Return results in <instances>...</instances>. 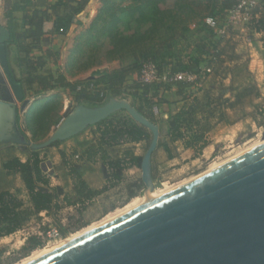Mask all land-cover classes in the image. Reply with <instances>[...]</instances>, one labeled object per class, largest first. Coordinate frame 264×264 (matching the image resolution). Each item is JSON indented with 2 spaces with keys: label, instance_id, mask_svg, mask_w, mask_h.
Listing matches in <instances>:
<instances>
[{
  "label": "trees",
  "instance_id": "obj_1",
  "mask_svg": "<svg viewBox=\"0 0 264 264\" xmlns=\"http://www.w3.org/2000/svg\"><path fill=\"white\" fill-rule=\"evenodd\" d=\"M89 2L90 0H56L50 4L46 0H41L39 8L26 13L24 18L26 30L20 34L12 32L8 41L17 46L16 63L22 68L21 78L15 79L17 82L30 91L36 90L37 93L58 88L67 89L75 106L80 104L98 106L111 97H124L128 78L140 72L144 61H154L161 72L168 68L173 72L195 73L203 64H206V68L211 69V72L206 71L207 76H210L213 71L217 74L219 68H224L225 64L232 62L233 65L226 67L232 78L229 86L231 97L223 95L218 99L212 93L206 92V99L185 101L177 110L171 111L169 120L160 124V141L154 153L153 164L159 151H165L168 159L177 156L175 144L178 141L183 142L186 149L193 150L195 156L201 155L210 144L209 134L220 123L233 124L250 116L259 127L264 125L260 120V116L264 114L260 111L264 106V98L249 71V60L238 63L241 58L237 55L232 40L228 39L225 44L219 43L222 40L207 24L209 17L226 15L235 4L232 0H101L102 7L88 30L86 42H90V36L95 33L94 28L100 25L98 28L100 35L95 37L94 45L104 50L105 58L138 56L139 52L143 59L140 64L114 70L97 69L90 78L71 82L63 73L54 74L53 68L60 65V50L49 46L52 37L67 35L74 23V18L85 9ZM251 16V27L264 35V0L258 1ZM191 23L201 26V30H206L207 34L212 33L208 34L209 39L214 35L219 42L210 49L207 45L200 47L196 54H188L186 59L175 60L177 55L174 49L178 38L189 31ZM78 24H81V21H78ZM158 38L161 42L160 48L155 47ZM147 43L152 44L154 48L138 51V48ZM82 50L80 45L77 52L79 57H76L71 64L85 58L81 54ZM35 51H41V55H34ZM205 54L206 57H204ZM243 74L251 79L249 83H239V77ZM172 87L162 83L153 85L138 83L134 88L148 94L152 89L158 92L161 88L167 90ZM187 87L189 83L186 82H180L174 87L178 97L183 96L184 89ZM259 98H262V102L254 106V111L247 112V108ZM62 107L63 97L60 92L36 98L24 113V129H22L21 106L17 105L21 135L30 140L26 134L29 132L32 141H39L53 125L58 124ZM137 109L154 121L147 112H143L139 107ZM119 113L118 111L95 124L99 131L95 145L93 142L81 143L84 147L82 154L84 159L79 165L70 166L75 196L66 193L61 186H52L50 175L46 174L40 150L28 147L30 155L25 161L14 156L2 163L5 174L20 176L29 200L26 202L10 190L0 191V238L21 230L29 221L38 218L42 212L57 213L65 205L92 202L103 194L106 187L100 190L93 189L85 179L86 172L91 168L89 162L98 153H104L103 159L109 170V180L112 185L122 181L126 169L133 166L141 168L144 155H136L132 150H128L125 157L111 158L106 154L109 148L121 144L150 143L152 137L151 132L131 116L117 118ZM63 142L57 141L47 148L59 146ZM62 156L65 157V153L62 152ZM144 188L142 178L130 181L126 187L127 202ZM115 208L114 203L106 209V213ZM89 224L85 222L72 229L60 227V232L66 236ZM44 245L42 237L30 236L20 249L21 256L17 261L30 256Z\"/></svg>",
  "mask_w": 264,
  "mask_h": 264
},
{
  "label": "water",
  "instance_id": "obj_2",
  "mask_svg": "<svg viewBox=\"0 0 264 264\" xmlns=\"http://www.w3.org/2000/svg\"><path fill=\"white\" fill-rule=\"evenodd\" d=\"M9 40L2 27L0 67L12 96L5 90L0 97V145L14 141L40 150L126 111L152 134L141 178L146 192L155 188L160 127L125 99L77 105L42 142L21 135L13 99L22 102L21 111L33 101L10 68ZM29 264H264V144Z\"/></svg>",
  "mask_w": 264,
  "mask_h": 264
},
{
  "label": "rangeland",
  "instance_id": "obj_3",
  "mask_svg": "<svg viewBox=\"0 0 264 264\" xmlns=\"http://www.w3.org/2000/svg\"><path fill=\"white\" fill-rule=\"evenodd\" d=\"M101 7V0H90L85 9L81 13L77 14L76 21L72 24L73 27L67 33L69 34V36L67 37L65 35V39H69L65 44L61 43L60 45V65L53 68L55 75L63 73L66 76L67 80L71 82H80L90 78L93 72L97 69L114 70L132 64H140L143 58L142 56H140L139 52L137 53L138 56L127 55L123 58L116 59L105 58L103 53L104 50L98 48L97 45H94V41L96 39L95 37L100 35L98 31L100 25L97 26V28H94L95 33L94 35L90 36V42H86V38L88 37V30L90 29L93 20L97 16ZM91 8L92 10L90 14L88 12V9L90 10ZM224 17L225 15L220 16L221 19H223ZM78 20L81 21V24H78ZM189 26V31H187L185 35L180 36L175 45L174 50L177 55V57H175V60H178V58L186 59V56L188 54H196L197 50L200 47L207 45V47L210 49L213 45L219 42V39L217 37H214V35L211 37V39H209L208 34L211 35L212 33L207 34L206 30L202 31L201 26L194 23H191ZM230 39L234 44L237 55H239V57L241 58L238 63L249 60L251 67V62L254 59L252 63V69H255V67L259 65L258 67L259 70L261 69V73H253V79L258 84L262 92V98H264V35L262 34L261 36H257V38L252 37V46H249L248 43L243 40V38H240L238 36H232ZM160 43L161 42L158 38L156 42L157 46L155 47L160 48ZM219 43L225 44V41L222 40ZM80 45L83 49L81 54L85 56V58L82 61H76L75 63L71 64V62H73L76 57H79V54L77 52ZM51 47L53 48V46ZM152 48H154V46L147 43L143 47L138 48V51H144L145 49L152 50ZM252 50H255V52L257 50L259 52L263 64L259 62V59L256 56L252 58ZM91 52L92 55H90ZM10 56L12 57L13 63H16L17 52L12 50ZM204 57H206V54L204 55ZM228 65H233V63L229 62L225 64L224 68H219L217 74L213 71L210 76H207L205 71L206 64H203L200 69L195 71V73L199 76L197 81L189 84V87L184 89L183 96H179L178 100L173 103L171 111L174 112L175 110H177L185 101L206 99V92L212 93L218 99L223 95H226L225 97H228V88L230 86V76L226 68ZM250 67L249 69H251ZM239 80L241 81V84L250 82V78L245 74L240 75ZM137 84L138 82H136V80L131 84L127 83L126 95L124 97L116 96L111 98L125 99L129 101L134 107H139L143 110V112L150 113V111L155 107V99L159 98L158 92L160 90L157 92L152 89L150 93L144 94L143 92H139L138 90L134 89V86H136ZM24 90L25 97L33 102L38 97L41 98L55 92H60L63 97V107L59 112L58 124L53 125L50 131L39 141H32L30 133L26 132L27 137L30 139L28 141L42 142L64 121L66 116H68L75 110L76 106L71 101L67 89L58 88L53 91L40 93H37L34 89L30 91L26 87H24ZM13 101L16 105L21 106L22 104V102L17 103L16 99H13ZM261 102L262 99L259 100V103ZM30 106L31 105L29 104L28 107L21 111L22 113L20 123L22 129H24V113L29 109ZM247 111L252 112L254 111V108L248 107ZM260 111L264 113V106H262V109ZM119 112L120 113L117 114V118L120 116H130L126 111ZM258 113L260 112L258 111ZM260 120L264 123V114L263 116H260ZM219 125H217L212 133L208 136L210 143L216 145V153L205 160V162L197 166H193L188 174L178 178L173 177L172 168H169L167 166H163V170H161L162 172L159 173V175L158 173L156 174V172H159L160 170H155L154 185L157 190L161 192H164V190H170L177 184L194 178V176L197 177L199 174L206 172L213 165H218L220 162L222 163V161L225 162L226 159H234L237 154L245 151L251 146L253 147L257 143H261L262 141H264V125L259 127L257 123L251 118H244L237 124L228 125L227 128H223L224 124L220 126ZM85 136V134H79L68 140H65L59 146H56V148L51 147L40 149V156L44 161L43 163L45 165L46 174L50 175V179L52 175H71L70 166L79 165L80 163H82L81 160L84 159L82 156L84 147H82L81 143H92L90 139L86 140L82 138ZM122 145L124 144L119 145V147L117 146L114 148H109L106 154L111 158H117L120 156L125 157L126 152L128 151L127 149L131 148L132 151H139L141 155H144L149 143L142 142L139 146L130 144L132 145L130 148H128L127 146L123 147ZM28 147H31L30 144L24 145L22 143L14 141L3 143L0 145V191L10 190L24 199L26 202H28L29 197L20 176H9L5 174V172H3L2 170V163L7 159L16 156V154H19L21 158L26 160L30 155ZM62 152L65 153V157L62 156ZM160 152L161 151H159L158 153ZM103 154L104 153H98L96 157H94V159L89 162L91 168L86 172L85 175H89L88 183L93 189L100 190L106 187V191L96 197L92 202L65 205L64 208L57 213L54 212L48 214L47 212H42L38 218H34L29 221L21 230L11 235L1 237L0 264H19L24 260L31 258L35 252H40L44 248L55 245L67 237L70 238L71 235L78 232L68 233L66 236L62 235L61 240L49 244L45 239L46 232L49 229L58 228L60 230V227L72 229L85 222L90 223L87 227L96 225L104 219L116 215L118 212H121L122 209L131 204L135 198L143 199V196H145L146 193V186L139 192L136 197L131 199L129 202H127L128 193L126 189L130 181H134L142 177L141 168H138V170H136V168H133L135 169V172L129 171L130 168L126 169L123 173L122 181L118 184L112 185L111 181L109 180L110 174L107 166L105 165ZM164 154L167 155L165 151ZM55 157L60 159L59 163H57L58 159L55 160ZM167 192H165V194ZM114 203L116 204V208L113 211L106 213V209ZM87 227L81 230H84ZM32 235H38L42 237L45 243V247L38 248L30 256L17 261V259L21 256L20 249L25 244L27 239Z\"/></svg>",
  "mask_w": 264,
  "mask_h": 264
},
{
  "label": "crops",
  "instance_id": "obj_4",
  "mask_svg": "<svg viewBox=\"0 0 264 264\" xmlns=\"http://www.w3.org/2000/svg\"><path fill=\"white\" fill-rule=\"evenodd\" d=\"M40 1L41 0H0V29L2 27L6 28L9 31L10 36H11L12 32H14L16 34L23 33L27 28V26L24 22V18H25L26 13H28V11H29V13H31L30 12L31 10H33L35 8H39L38 5H39ZM46 1H48L50 4L55 2V0H46ZM258 1H260V0H258ZM91 10H92V8L90 10L88 9V12L90 14H91ZM75 21H76V17L74 18V22ZM261 35L262 34L256 35V38H257V36H261ZM66 36L68 37L69 34H67ZM68 39H65V36L52 37V40H51L49 47L53 46V48H55V49H60L61 43L65 44ZM12 50L17 52V46L13 43L8 42L7 43V52H8V58H9V61L11 64V69H12V72L14 74V77L17 79H20L22 76V68H20V66H18L17 63H15V62H14L15 64L13 63L12 57L10 56V53L12 52ZM252 52L254 53L251 55L252 58H254L256 56L259 59V62H261L263 64L262 59L260 58L259 52L257 50H256V52H255V50H252ZM33 54L34 55H41V51H35ZM253 61H254V59L251 62V67H250V63H249V67L251 68V69H249L250 73H252V75H253V73L256 74V72L261 73V71H260L261 69L259 70V67H258L259 65L257 67H255V69H252ZM253 77H254V75H253ZM229 78H230L229 82L231 85L232 78H231V76ZM135 80H136V82H138L137 81V73L130 75V77L128 78V80L126 82V85H127V83L131 84V83L135 82ZM239 83L241 84L240 80H239ZM5 90H7L6 93H8V94H6L7 97L8 96L11 97L12 91H11L10 85L6 79L4 72L2 71V69L0 67V97H1V95H3L5 93V92H3ZM158 93H159V95H158L159 98L155 99L156 111L151 110L150 113H148V114L151 116V118L154 120V122L157 123L160 127V124L166 123L169 120V117L171 114V105H172V103H174L178 100V95H177V90L174 87H172L171 89H167V90H165L164 88H161ZM228 94H229L228 97H231V93L229 91V88H228ZM261 94H262V92H261ZM261 99L262 98L255 99L253 104L249 107L254 108L255 105L259 104V100H261ZM246 118H251V117L247 116ZM240 120H242V119H240ZM240 120H238L237 122H235L233 124H237ZM233 124H224L223 128H227L228 125H233ZM220 125H223V123H220ZM80 134H82V135L85 134L86 136L82 137V138L86 139V140L90 139L92 142H97L98 137H99V131L95 125L88 127L86 130H84ZM130 144L136 145V146L141 145V143H126L122 146L123 147L127 146L128 148H130L132 146ZM175 145L177 146V153L178 154H177V156L173 157L172 159H168V155L164 154V151L157 153V156L154 159V166H155L156 171H159V170L160 171L156 172V174L158 173V175H159V173L162 172L161 170H163V166H167L169 168H172V175L174 178L181 177L183 175L188 174L190 169L193 166H197V165L205 162V160L210 158L217 151L216 145L210 143L203 150V153L201 155L195 156L194 151L191 149H186L184 147L183 142L178 141V142H176ZM52 148H56V146L52 147ZM127 150H132V149L130 148ZM134 153L136 155H141V153L139 151L138 152L134 151ZM16 156L20 157L19 154H16ZM21 159L23 161H25V159H23V158H21ZM56 159H58V158L55 157V160ZM59 161H60V159H58L57 163H59ZM133 168H136V170H138L139 167L133 166L130 168L129 171L135 172V169H133ZM85 179L88 182L89 181V175H85ZM51 184H52V186H61L66 193H68L71 196H75V190H74V185L72 182L71 175H52L51 176Z\"/></svg>",
  "mask_w": 264,
  "mask_h": 264
},
{
  "label": "built area",
  "instance_id": "obj_5",
  "mask_svg": "<svg viewBox=\"0 0 264 264\" xmlns=\"http://www.w3.org/2000/svg\"><path fill=\"white\" fill-rule=\"evenodd\" d=\"M235 4L227 11L225 17H209L207 24L214 30V33L223 41L230 39L232 36L243 38L249 46L253 45L252 37L260 34L250 25L251 13L253 8L258 4V0H232ZM253 54V52H251ZM205 71L211 72V69L205 67ZM199 76L196 73L173 72L171 69H165L161 72L158 65L151 60L144 61L140 72L137 74L138 83L171 85L175 87L180 82L194 83ZM156 111V107L154 109ZM78 157V155H77ZM50 171V169H49ZM48 173V172H47ZM62 234L58 228L49 229L46 232V241L49 244L61 240Z\"/></svg>",
  "mask_w": 264,
  "mask_h": 264
},
{
  "label": "bare ground",
  "instance_id": "obj_6",
  "mask_svg": "<svg viewBox=\"0 0 264 264\" xmlns=\"http://www.w3.org/2000/svg\"><path fill=\"white\" fill-rule=\"evenodd\" d=\"M263 144H264V141H262L261 143H257L253 147L251 146L250 148L246 149L245 151L237 154V156H235V157L233 156V157L236 158V157H238V155L240 156L241 154H243V153H245L247 151H250V150H252V149H254V148H256V147H258L260 145H263ZM229 159H230V157H229ZM232 159H230V160L226 159L227 161L225 160V162L222 161V163L220 162L218 165L217 164L213 165L206 172H204L202 174H199L197 177L194 176V178L188 179L186 181H183L182 183L177 184L176 186H174L173 188L170 189L171 191L170 190H166V191L164 190V192L163 191L161 192V191L157 190L156 188H153V189H151V190H149V191H147L145 193V196H143V199L142 198L141 199L140 198H135L131 204H129L124 209H122V211L120 210L121 212H118L116 215L110 216V217L104 219L103 221H101L100 223H98L96 225H91V226L87 227L84 230L78 231L77 233L71 235L70 238L67 237V238H65L64 240L60 241L59 243H57L55 245L48 246V247L44 248L43 250H41L40 252L38 251L39 253L35 252L34 255L31 258L26 259V260H24L23 262H21L19 264H29V263H31V262H33V261H35V260L47 255V254H49V253H52L53 251L59 249L60 247L69 244L71 241H73V240L85 235L86 233H88V232H90V231H92V230H94V229H96V228H98V227H100V226L112 221L113 219H115L117 217H120V216H122L124 214H127V213H129V212H131V211H133L135 209H138L139 207H141L143 205H146V204H148V203H150V202L162 197L163 195H165V192L168 191L166 193V194H168V193H170V192H172V191H174V190H176V189H178V188H180V187H182V186L194 181L195 179H197L199 177H202L203 175L216 170L217 168L221 167L222 165H224L225 163L231 161Z\"/></svg>",
  "mask_w": 264,
  "mask_h": 264
}]
</instances>
